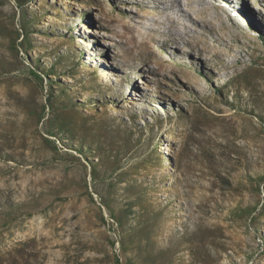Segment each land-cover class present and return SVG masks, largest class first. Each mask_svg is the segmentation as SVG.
<instances>
[{
	"label": "rangeland",
	"instance_id": "obj_1",
	"mask_svg": "<svg viewBox=\"0 0 264 264\" xmlns=\"http://www.w3.org/2000/svg\"><path fill=\"white\" fill-rule=\"evenodd\" d=\"M152 1L0 0V264H264V32Z\"/></svg>",
	"mask_w": 264,
	"mask_h": 264
},
{
	"label": "bare ground",
	"instance_id": "obj_2",
	"mask_svg": "<svg viewBox=\"0 0 264 264\" xmlns=\"http://www.w3.org/2000/svg\"><path fill=\"white\" fill-rule=\"evenodd\" d=\"M179 1V0H176ZM224 3V6L227 7V9L234 11L237 15L243 16L250 24L251 29L254 32L260 33L264 32V16L260 13V8L254 7L248 3L246 0H221ZM145 4H152L154 1L152 0H142ZM261 4H264V0H261ZM160 5H157L155 8H159ZM201 14L203 12H200ZM188 24L185 25V32L183 33L180 30H175V36L174 34L166 35L161 32V30L157 29L154 30L157 34V37L154 35L149 36V39L151 41L160 40L163 45L168 49H175L173 53H178L180 55H184V52H182V49L180 50V44H184L185 46H188L190 48V51H197L199 54L208 53V50L206 47L201 48V37L196 38L189 35V30L191 24L196 25V21L192 20L190 17L187 18ZM210 21V20H209ZM212 23V22H211ZM185 34V35H184ZM129 35V32H124L123 36L127 38V45L130 47V51H136L137 57H134L136 62L139 63H145L148 61V58L145 56L144 48L148 46V42L138 44L135 42V37H127ZM203 43V42H202ZM179 45V46H178ZM99 62H102L99 60ZM115 70V69H114ZM110 77H112L110 75ZM138 97L143 99L142 94L138 93Z\"/></svg>",
	"mask_w": 264,
	"mask_h": 264
},
{
	"label": "trees",
	"instance_id": "obj_3",
	"mask_svg": "<svg viewBox=\"0 0 264 264\" xmlns=\"http://www.w3.org/2000/svg\"><path fill=\"white\" fill-rule=\"evenodd\" d=\"M35 74H36V73H35ZM36 76H37L38 78L41 79V77H40L38 74H36ZM41 80H42V79H41ZM68 133H69V134H73L72 132H68ZM71 138L74 139L75 137H74L73 135H71ZM78 151H80V152L83 153V154L90 153L89 151L85 150L84 147H82V146L79 147ZM94 172H95V171H94ZM118 264H120L119 259H118Z\"/></svg>",
	"mask_w": 264,
	"mask_h": 264
}]
</instances>
